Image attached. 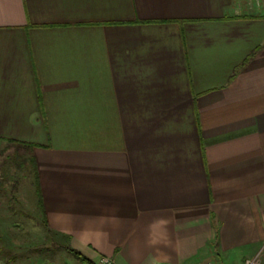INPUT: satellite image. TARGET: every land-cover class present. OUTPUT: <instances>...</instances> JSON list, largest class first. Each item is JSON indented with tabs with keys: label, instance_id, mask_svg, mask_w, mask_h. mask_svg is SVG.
I'll list each match as a JSON object with an SVG mask.
<instances>
[{
	"label": "crops",
	"instance_id": "1",
	"mask_svg": "<svg viewBox=\"0 0 264 264\" xmlns=\"http://www.w3.org/2000/svg\"><path fill=\"white\" fill-rule=\"evenodd\" d=\"M249 1L0 0V166L23 152L37 172L29 200L0 186V264H76L58 245L95 264H243L264 246Z\"/></svg>",
	"mask_w": 264,
	"mask_h": 264
},
{
	"label": "rangeland",
	"instance_id": "2",
	"mask_svg": "<svg viewBox=\"0 0 264 264\" xmlns=\"http://www.w3.org/2000/svg\"><path fill=\"white\" fill-rule=\"evenodd\" d=\"M10 153V159L7 160V153L5 154V159H2L3 162L7 160V164H5V167L0 166V186H4L7 188V192H1V195L4 194V197H9L10 199H31L33 197L34 189L33 187V181L35 180L34 173L31 170L32 166H30V160H27V164L24 166V163L22 161V157L20 158L18 152H9ZM12 158V159H11ZM24 167V168H23ZM27 167V168H26ZM25 175V176H22ZM23 178H26V180L23 181ZM20 179V181H19ZM20 183V185L15 183ZM32 182V184H31ZM18 185V186H17ZM16 186V187H15ZM35 196V193H34ZM23 224H19L17 228H21ZM26 230H32L33 231V224H26L25 225ZM44 241V240H43ZM252 256V255H251ZM248 256L247 258L251 257ZM245 258V260L247 259ZM244 260V262H245ZM76 264L79 262V264H83L82 262L75 259ZM209 262V261H206ZM243 262V264H244ZM260 264H264V252L262 253Z\"/></svg>",
	"mask_w": 264,
	"mask_h": 264
},
{
	"label": "built area",
	"instance_id": "3",
	"mask_svg": "<svg viewBox=\"0 0 264 264\" xmlns=\"http://www.w3.org/2000/svg\"><path fill=\"white\" fill-rule=\"evenodd\" d=\"M249 2L254 3V5H256L257 7H262L264 5V0H250ZM263 252H264V246L260 250H258L254 255L247 258L244 264H260V259ZM98 264H118V263L110 257L102 256L99 259ZM201 264H212V263L202 262Z\"/></svg>",
	"mask_w": 264,
	"mask_h": 264
},
{
	"label": "trees",
	"instance_id": "4",
	"mask_svg": "<svg viewBox=\"0 0 264 264\" xmlns=\"http://www.w3.org/2000/svg\"><path fill=\"white\" fill-rule=\"evenodd\" d=\"M12 159V158H11ZM30 161L32 162V170L35 172V175H37V172H36V165H35V159L32 158L30 159ZM37 193L39 194V197H40V187H39V183H37ZM57 247L61 248V249H64L66 252H68L69 254H71L72 256H74L78 261L84 263V264H95L94 261L90 260L89 258H87L85 255H83L81 252H79L78 250L70 247V246H67V245H58Z\"/></svg>",
	"mask_w": 264,
	"mask_h": 264
}]
</instances>
